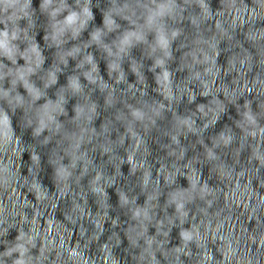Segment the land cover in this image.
<instances>
[{"label":"clouds","instance_id":"obj_1","mask_svg":"<svg viewBox=\"0 0 264 264\" xmlns=\"http://www.w3.org/2000/svg\"><path fill=\"white\" fill-rule=\"evenodd\" d=\"M0 264H264V0H0Z\"/></svg>","mask_w":264,"mask_h":264},{"label":"water","instance_id":"obj_2","mask_svg":"<svg viewBox=\"0 0 264 264\" xmlns=\"http://www.w3.org/2000/svg\"><path fill=\"white\" fill-rule=\"evenodd\" d=\"M125 171H126V166H125Z\"/></svg>","mask_w":264,"mask_h":264}]
</instances>
